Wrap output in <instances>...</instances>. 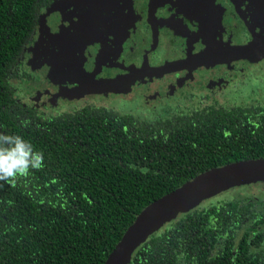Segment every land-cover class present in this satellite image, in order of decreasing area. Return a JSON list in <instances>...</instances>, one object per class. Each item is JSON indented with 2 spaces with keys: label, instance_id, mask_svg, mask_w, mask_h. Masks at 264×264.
<instances>
[{
  "label": "trees",
  "instance_id": "1",
  "mask_svg": "<svg viewBox=\"0 0 264 264\" xmlns=\"http://www.w3.org/2000/svg\"><path fill=\"white\" fill-rule=\"evenodd\" d=\"M50 5L0 0V135L43 154L41 167L0 180V264H105L153 202L209 170L264 159V102L168 105L142 120L26 107L14 98L19 62ZM129 264H264V196L204 201L150 236Z\"/></svg>",
  "mask_w": 264,
  "mask_h": 264
},
{
  "label": "flooded vegetation",
  "instance_id": "2",
  "mask_svg": "<svg viewBox=\"0 0 264 264\" xmlns=\"http://www.w3.org/2000/svg\"><path fill=\"white\" fill-rule=\"evenodd\" d=\"M256 38H264V0H51L19 62L14 98L57 118L89 108L140 120L168 105L263 103L264 57L190 61L221 50L235 57Z\"/></svg>",
  "mask_w": 264,
  "mask_h": 264
},
{
  "label": "water",
  "instance_id": "3",
  "mask_svg": "<svg viewBox=\"0 0 264 264\" xmlns=\"http://www.w3.org/2000/svg\"><path fill=\"white\" fill-rule=\"evenodd\" d=\"M234 54L235 57H233V50H221L216 53L210 51L199 56H192L190 61L198 62V66L229 62L233 58L259 61L264 57V38H256L251 45L235 50ZM186 63L178 64L182 66ZM174 66L171 64L169 68ZM113 86L114 83L110 82L104 89L113 90ZM260 182H264V159L237 162L198 175L150 204L127 230L105 264H129L135 251L150 236L177 219L178 216L192 211L204 201L217 197L230 189Z\"/></svg>",
  "mask_w": 264,
  "mask_h": 264
},
{
  "label": "clouds",
  "instance_id": "4",
  "mask_svg": "<svg viewBox=\"0 0 264 264\" xmlns=\"http://www.w3.org/2000/svg\"><path fill=\"white\" fill-rule=\"evenodd\" d=\"M43 154L19 136L0 135V180L8 181L17 174H26L29 167L42 166Z\"/></svg>",
  "mask_w": 264,
  "mask_h": 264
},
{
  "label": "rangeland",
  "instance_id": "5",
  "mask_svg": "<svg viewBox=\"0 0 264 264\" xmlns=\"http://www.w3.org/2000/svg\"><path fill=\"white\" fill-rule=\"evenodd\" d=\"M256 83H259V82L256 81ZM126 109L127 110L129 109L130 111L133 110V109L131 110L129 106H127ZM142 111H144V109H142ZM228 191H229V193L228 192H224V193H228V194L224 195V193H222L219 196L214 197L212 199H215V201L216 200H224V199H233V198H236L238 195H241V194L242 195L250 194V195H256V196L257 195L264 196V182L255 183V184H251V185H246V186H243V187H237V188L230 189Z\"/></svg>",
  "mask_w": 264,
  "mask_h": 264
}]
</instances>
